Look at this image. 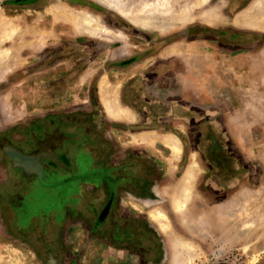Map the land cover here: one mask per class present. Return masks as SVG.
Segmentation results:
<instances>
[{"label": "rangeland", "instance_id": "1", "mask_svg": "<svg viewBox=\"0 0 264 264\" xmlns=\"http://www.w3.org/2000/svg\"><path fill=\"white\" fill-rule=\"evenodd\" d=\"M122 1L0 0V264H264V0Z\"/></svg>", "mask_w": 264, "mask_h": 264}, {"label": "bare ground", "instance_id": "2", "mask_svg": "<svg viewBox=\"0 0 264 264\" xmlns=\"http://www.w3.org/2000/svg\"><path fill=\"white\" fill-rule=\"evenodd\" d=\"M165 1H164V3H165ZM204 1H207V0H204ZM100 2L103 3L104 5H106L107 7H110L114 11L118 12L120 15L129 19L130 21H132L135 24L145 25L146 27H148V26L154 27V28H157V29L162 30V31H165L168 28L182 26L187 20L190 19V15H188V14H183L180 17H177V16L173 17L172 14L169 13L168 10L164 11L162 9L164 6L163 4H162V8L154 7L152 5L150 7H148L149 6V4H148V6H145L144 8L142 7L141 10L137 13V15H131L130 12L125 9V5H124V2L122 0H100ZM165 4H167V3H165ZM254 7L256 8L257 5ZM168 8H169V6H168ZM184 12H186V11H184ZM64 14H65V17L68 20H70L75 25V27H77V31L79 29L82 32L91 33V32H94L95 30H97L98 28H100V26H101V25H99L101 23V20L99 18H97L94 15L88 14L86 12H77L76 11L75 13H73L70 11L69 13L64 12ZM239 20L244 21V22L246 21L245 23H254V21H256L254 18V14H251V13L241 16L239 18ZM121 38H123V37H121ZM108 104L109 103L107 102L106 107L108 106ZM107 109H109V108L107 107ZM111 113H113V112H111ZM169 143H170L169 147H171V150L173 151V153L177 154L179 152L177 142L175 140H170ZM187 177L190 178V176H187ZM186 194H185V196H186ZM152 216H154V215H152ZM157 219H159V218H157Z\"/></svg>", "mask_w": 264, "mask_h": 264}, {"label": "crops", "instance_id": "3", "mask_svg": "<svg viewBox=\"0 0 264 264\" xmlns=\"http://www.w3.org/2000/svg\"><path fill=\"white\" fill-rule=\"evenodd\" d=\"M9 145H11V141H9ZM53 146H56V148L58 147V145H56V144H53ZM53 150L55 151V152H58L57 150L58 149H54L53 148ZM20 151H23V150H21L20 149ZM24 152V151H23ZM21 152L22 153V155H25V157H27L26 156V153L27 152ZM29 157V156H28ZM31 159H32V157H31ZM40 160H41V156H38L37 154H35V157H34V161L32 160L30 163H29V167H28V173L30 174V175H27V176H31V173L33 174V172H35V170H34V168H35V165H36V163L39 161L40 162ZM79 164L81 165V166H83V170L82 171H84L86 174H87V172L86 171H88L90 168H91V162L89 161V160H83L82 159V157L81 158H79ZM79 169H81L80 167H79ZM68 171V170H67ZM25 172V171H24ZM56 173H58V172H56ZM55 172H53L52 170L50 171V173H49V175H50V177L51 178H55V180L56 181H62L61 179L62 178H65L64 176H60L59 174H56ZM64 173H66V172H64ZM85 173H83L82 175H86ZM34 191V192H33ZM41 189H39V187H34V189L32 190V192H29L30 194H33L34 193V202H32L31 204L30 203H28L27 202V209L24 211H22V215L19 217V221L21 222V223H27L28 221L29 222H31L33 219H35L36 217H37V210L39 209V205H40V203H37L38 202V200H39V198H40V193H41ZM55 192H57V193H59V191H58V189L57 190H55ZM28 192H26V194H27Z\"/></svg>", "mask_w": 264, "mask_h": 264}, {"label": "water", "instance_id": "4", "mask_svg": "<svg viewBox=\"0 0 264 264\" xmlns=\"http://www.w3.org/2000/svg\"><path fill=\"white\" fill-rule=\"evenodd\" d=\"M17 158H18V163L20 165H23L24 167H29V163L32 161L31 157H25L24 155H17ZM108 207H109V204L106 205L104 209V213L102 214V218L106 215V211Z\"/></svg>", "mask_w": 264, "mask_h": 264}]
</instances>
